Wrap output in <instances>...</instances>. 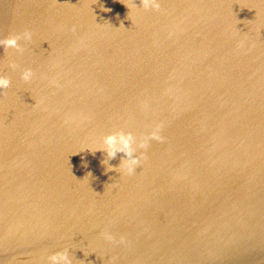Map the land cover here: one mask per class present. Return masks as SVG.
<instances>
[{"label": "water", "instance_id": "obj_1", "mask_svg": "<svg viewBox=\"0 0 264 264\" xmlns=\"http://www.w3.org/2000/svg\"><path fill=\"white\" fill-rule=\"evenodd\" d=\"M159 2L0 0V264H264V0ZM157 124L133 175L85 149Z\"/></svg>", "mask_w": 264, "mask_h": 264}, {"label": "clouds", "instance_id": "obj_2", "mask_svg": "<svg viewBox=\"0 0 264 264\" xmlns=\"http://www.w3.org/2000/svg\"><path fill=\"white\" fill-rule=\"evenodd\" d=\"M141 7L144 10H160L159 0H140ZM129 9V5L124 3ZM131 4L137 7L134 0H131ZM104 11H110V9H103ZM129 13V12H128ZM75 31V27L72 29ZM33 34L30 30L25 29L21 33L9 34L8 36L0 39V47H3L7 52L9 49L15 50L17 54H21L25 51V48L19 43L23 40L26 43L32 41ZM7 68L16 70L18 65L14 61H9ZM34 71L31 68H24L20 72V78L25 83H29L34 78ZM53 85L59 87L60 85L55 81H51ZM11 84L10 78L6 75H0V91L9 88ZM163 130L162 124H157L152 127L147 133L137 136L131 131H125L123 129L115 130L103 135L100 138L98 146L94 148H85L95 154L96 151H101L105 154L101 164L105 165V171H116L119 169V174L133 175L136 169L141 167L142 161L146 159V150L152 141L163 143L165 137L161 134ZM118 153H123L118 166H112L108 162L116 158ZM91 175V173H88ZM102 238L110 243L125 245L127 242L124 237L117 239L112 232L105 230L101 233ZM47 264H73V260L69 255L67 248L53 252L46 257ZM91 264V262H89Z\"/></svg>", "mask_w": 264, "mask_h": 264}]
</instances>
